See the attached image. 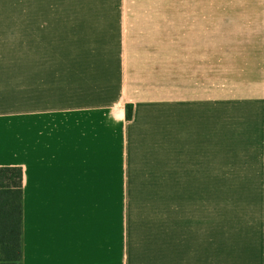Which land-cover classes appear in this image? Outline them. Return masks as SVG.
I'll return each instance as SVG.
<instances>
[{
  "label": "crops",
  "instance_id": "crops-1",
  "mask_svg": "<svg viewBox=\"0 0 264 264\" xmlns=\"http://www.w3.org/2000/svg\"><path fill=\"white\" fill-rule=\"evenodd\" d=\"M117 8L0 9L17 263L264 264V0Z\"/></svg>",
  "mask_w": 264,
  "mask_h": 264
},
{
  "label": "trees",
  "instance_id": "trees-1",
  "mask_svg": "<svg viewBox=\"0 0 264 264\" xmlns=\"http://www.w3.org/2000/svg\"><path fill=\"white\" fill-rule=\"evenodd\" d=\"M21 183L20 167H0V264H18L20 204L16 199H8L5 189L19 188ZM14 194H18L17 190Z\"/></svg>",
  "mask_w": 264,
  "mask_h": 264
},
{
  "label": "rangeland",
  "instance_id": "rangeland-1",
  "mask_svg": "<svg viewBox=\"0 0 264 264\" xmlns=\"http://www.w3.org/2000/svg\"><path fill=\"white\" fill-rule=\"evenodd\" d=\"M120 0H14V7L18 11L29 10H71V9H91L116 10ZM8 8V0H0V9ZM106 16V15H105ZM241 180V179H240ZM244 186H239L237 191H226L225 202H235L243 197L244 192H240Z\"/></svg>",
  "mask_w": 264,
  "mask_h": 264
}]
</instances>
